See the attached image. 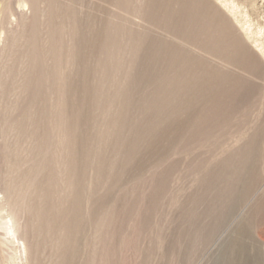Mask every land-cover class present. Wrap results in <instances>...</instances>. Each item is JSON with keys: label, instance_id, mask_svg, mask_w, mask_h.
Masks as SVG:
<instances>
[{"label": "rangeland", "instance_id": "374dc122", "mask_svg": "<svg viewBox=\"0 0 264 264\" xmlns=\"http://www.w3.org/2000/svg\"><path fill=\"white\" fill-rule=\"evenodd\" d=\"M0 264H264V0H0Z\"/></svg>", "mask_w": 264, "mask_h": 264}, {"label": "bare ground", "instance_id": "6f19581e", "mask_svg": "<svg viewBox=\"0 0 264 264\" xmlns=\"http://www.w3.org/2000/svg\"><path fill=\"white\" fill-rule=\"evenodd\" d=\"M225 7L229 10V7L226 4H225ZM230 9H232V8H230ZM12 210L13 211H12L11 216H10V223H9L10 225L8 227V231L14 235L15 233H17L20 230V225H19L18 217L14 213V209H12ZM20 247H21V255H24L23 258L25 259V261L27 263V257H26V252L28 250L27 243L23 241L21 243Z\"/></svg>", "mask_w": 264, "mask_h": 264}]
</instances>
